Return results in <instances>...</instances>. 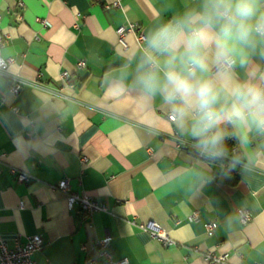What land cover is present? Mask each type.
<instances>
[{"label": "crops", "instance_id": "obj_1", "mask_svg": "<svg viewBox=\"0 0 264 264\" xmlns=\"http://www.w3.org/2000/svg\"><path fill=\"white\" fill-rule=\"evenodd\" d=\"M115 1L0 0V57L12 58L0 74V238L12 248L40 234L32 264H107L95 244L106 235L114 259L127 264H208L207 252L227 253V264H264V134L246 133L242 143L241 130L224 122L233 157L201 158L177 144L197 143L189 125L169 120L172 106L136 81L140 35L189 0ZM128 22L136 28L120 41L117 29ZM233 74L264 83V52ZM12 79L22 81L17 93L8 90ZM14 171L30 177L18 182ZM63 179L107 210L68 208L57 188ZM211 220L218 224L207 233ZM147 221L175 243L138 226Z\"/></svg>", "mask_w": 264, "mask_h": 264}, {"label": "clouds", "instance_id": "obj_2", "mask_svg": "<svg viewBox=\"0 0 264 264\" xmlns=\"http://www.w3.org/2000/svg\"><path fill=\"white\" fill-rule=\"evenodd\" d=\"M258 51L264 0H189L144 34L136 81L145 95L172 106L206 156L224 158L226 140L235 138L222 123L241 130L242 143L246 133L264 134V83L233 74Z\"/></svg>", "mask_w": 264, "mask_h": 264}, {"label": "built area", "instance_id": "obj_3", "mask_svg": "<svg viewBox=\"0 0 264 264\" xmlns=\"http://www.w3.org/2000/svg\"><path fill=\"white\" fill-rule=\"evenodd\" d=\"M118 5V1L116 0L113 3V6ZM45 25V22L43 21ZM136 28L135 23H126L120 26L117 29L118 37L120 41H122L123 35L125 31H132ZM140 39H143V35H140ZM4 43V38L0 33V45ZM12 62V58L3 59L0 57V74H6V67L8 64ZM77 66L79 68L85 67V62L80 60L77 62ZM59 79L63 84H69L72 86L70 81V73L68 71H62L59 75ZM22 87V81L20 79H12V83L9 85L8 90L13 93H17L19 89ZM167 117L169 120L173 121L175 116L173 113H168ZM29 134V133H28ZM177 144L180 147L190 148L198 154L199 157L205 158L206 155L203 149L197 144L193 142L186 143L180 139L177 140ZM233 169V168H232ZM234 170V169H233ZM16 174V180L18 182L27 181L30 177L27 173L23 171H14ZM57 188L60 189L66 196L67 206L72 209L75 205H78L79 211L86 213L87 215H91L96 212L107 210L104 204L98 203L95 200L87 197L79 195L76 192H72L69 186L67 179H63L59 181ZM240 221L242 224H245L251 220L250 213L245 209L238 210ZM197 211H193L190 215V219L198 218ZM217 221L211 220L204 223V228L207 233H212L217 227ZM138 226L141 229L148 231L152 237L156 238L163 245H172L175 241L169 236L168 232L162 228L160 225L153 221H147L146 223H139ZM111 237L106 235L96 241V246L98 248V255L102 256L107 264H127L128 260L126 258L114 259L113 253L109 250L108 246L110 243ZM43 244V238L40 234L35 233L31 234L27 237L24 243H16L12 248H9L5 245L4 241L0 238V264H32L33 254L37 251ZM82 248L86 250V245H82ZM204 258L206 259L208 264H227L228 254L227 253H213L207 252L204 254ZM95 259L93 257H87L84 264H95ZM259 264V263H255Z\"/></svg>", "mask_w": 264, "mask_h": 264}, {"label": "trees", "instance_id": "obj_4", "mask_svg": "<svg viewBox=\"0 0 264 264\" xmlns=\"http://www.w3.org/2000/svg\"><path fill=\"white\" fill-rule=\"evenodd\" d=\"M221 128L224 130V132H225V134H226L227 137H232L231 131H230V129H229V127H228L227 125H223ZM226 143H227V147H228V150H227L226 156H225L224 158H216L217 160H219V161H221V162H225V163H226V160H228L230 157H233V154L231 153V149H232V146H233V144H234V141H233L232 138H229V139L226 140ZM235 156H236V155H235ZM235 156H234V157H235ZM205 158H206V159H207V158H208V159H211V158H209L208 156H206ZM236 158H237V156H236ZM227 162H228V161H227ZM228 169H229V168H228Z\"/></svg>", "mask_w": 264, "mask_h": 264}]
</instances>
